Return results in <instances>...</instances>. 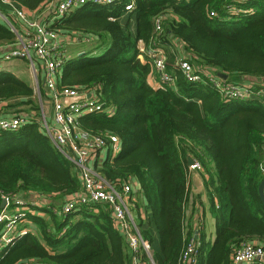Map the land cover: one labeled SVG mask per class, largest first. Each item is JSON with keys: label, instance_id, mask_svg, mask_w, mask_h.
Segmentation results:
<instances>
[{"label": "trees", "instance_id": "trees-1", "mask_svg": "<svg viewBox=\"0 0 264 264\" xmlns=\"http://www.w3.org/2000/svg\"><path fill=\"white\" fill-rule=\"evenodd\" d=\"M11 2L31 12L50 0ZM130 2L134 34L120 21ZM159 16L164 19L162 31L156 34L154 23ZM49 28L60 37H85L93 42L91 51L67 60L57 82L90 91L106 109H113L110 116L107 110L83 116L78 123L93 137L115 135L120 141V152L108 154L95 169L118 190L128 181L136 182L130 194L140 234L150 245L151 228L159 238V251L150 256L142 253V261L230 264L234 247L242 241L264 247V206L258 196L264 177L260 170L264 107L257 102L224 101L209 83L186 82L177 68V55L170 51L177 40L188 53L185 59L195 67L230 78L249 77L258 87L264 79V0H115L111 6L78 8ZM138 43H154L165 52L173 87L149 85L155 71L146 58L140 61ZM5 45L14 47L16 36L0 22V46ZM38 73L42 78L41 69ZM41 85L40 94L47 97ZM33 94L27 82L10 72L0 73V117L24 113L20 107L25 106L34 113V119L17 131L0 132V204L2 196L34 192L62 199L81 191L75 166L42 130L39 107L31 101L7 103ZM189 157L203 170L215 220L212 244L186 217ZM52 209L36 210L44 216L26 213L23 219L30 231L0 251V264L132 263L107 205L85 206L64 216ZM143 210L149 211L146 224ZM196 231L197 253L185 263L182 255Z\"/></svg>", "mask_w": 264, "mask_h": 264}, {"label": "built area", "instance_id": "built-area-1", "mask_svg": "<svg viewBox=\"0 0 264 264\" xmlns=\"http://www.w3.org/2000/svg\"><path fill=\"white\" fill-rule=\"evenodd\" d=\"M114 2L115 0H59L51 19L56 21L72 10L86 5L111 6ZM0 4L7 9L0 10V18L16 36V45L11 49L8 48L0 57V69L3 63L14 59L28 60L31 67H34L36 61L40 63L43 85L53 108L52 122L47 121L42 110L39 113L41 128L59 153L75 166L81 182V191L77 195L66 197L60 210L52 209V212L64 216L85 206L107 205L112 223L125 238L132 255L131 264H148L142 261L141 257L142 253L151 255V246L142 238L133 212L134 198L130 194L133 182L128 181L122 185L121 189H115L100 177L95 169V165L101 163L108 154L116 155L120 152L121 145L118 137L115 135L93 137L79 128V118L104 113L107 110L110 116L113 114V109H106L90 91L59 86L57 82L59 70L69 59L60 36L49 28V24L40 22L15 7L11 0H0ZM124 10L131 12L133 3L126 4ZM210 16L213 17L214 13H210ZM163 19L161 16L155 19L156 34L162 31ZM84 41L88 43L91 39L84 38ZM153 46L154 43L148 46L142 44V47L138 49L141 56L152 64L157 73V85L173 87L175 80L166 70L165 52ZM176 65L186 82L209 83L224 101L257 102L264 106V84L258 87H243L227 79L219 78L212 70L195 67L185 58H177ZM33 119L31 115L25 113H19L10 118L0 117V132L17 131ZM189 168L200 170L199 164L195 161ZM260 170L264 175V162ZM3 200L5 205L0 212V251L29 232L25 228L19 230L21 229L19 225L27 224L23 219L26 215L23 209L28 205H35L24 202L19 197L2 196ZM198 246L199 242L195 237L182 255L185 263L192 261ZM257 261L264 264V247L255 241H242L234 247L230 264H252ZM150 264L153 262L151 261Z\"/></svg>", "mask_w": 264, "mask_h": 264}, {"label": "crops", "instance_id": "crops-1", "mask_svg": "<svg viewBox=\"0 0 264 264\" xmlns=\"http://www.w3.org/2000/svg\"><path fill=\"white\" fill-rule=\"evenodd\" d=\"M58 1L59 0H50V2L48 4H46L45 6L40 5V7H38L37 10L31 11V12H28L25 10L24 12L27 15L34 17L35 19H37L40 22L51 24L52 22H54V20L52 21L51 17H52V14H53L56 6H57ZM2 9L7 10L5 7H3L0 4V10H2ZM75 10L76 9L72 10L66 16H68L69 14L74 12ZM120 21L122 22V24L127 25L129 30L131 31V33L134 34V32H135V15L132 13V11L131 12H125L124 11V13L122 14V16L120 18ZM0 22H2L1 18H0ZM84 38L85 37H75V36L74 37L73 36H63L62 37L61 36L60 40H61V43L63 44L64 47H78V48L87 47L85 50L91 51L93 49L92 47H94L92 45L93 44L92 40L87 43L84 41ZM172 46L173 47L170 48V51L173 52L174 54H176L177 58L187 57V55H188L187 51L184 50L183 46L177 40L172 41ZM0 47H5V46H0ZM141 47H142V43H138V48H141ZM6 51H7V48H2V50L0 51V56L2 54H4ZM88 51H85V52H88ZM82 54H84V53H81L79 55L75 54L74 56L72 55L73 57H69V59L75 60L77 57L81 56ZM93 54H91V55H93ZM139 59L141 62H145L144 58L141 55L139 56ZM18 61H20V60L17 59L14 62L17 63ZM33 66L34 67H32V68L35 71H37V70L39 71V69L42 70L40 63L39 64L34 63ZM2 70H4V72H5L8 69H5L4 66L2 65V67L0 69V73H2L1 72ZM8 72H10L13 75H15L16 77H18L14 72H12V71H8ZM19 79H21V78H19ZM40 80L42 81V78H40ZM227 80L234 82V83H236L240 86H243V87L255 86L254 84L257 83L256 80L250 79L249 77H232V78H230L227 76ZM260 82H261L260 85L261 84L263 85L264 79ZM148 83L153 88L159 87L157 85L158 75L156 72L149 76ZM42 86H43L44 92L46 93V90H45L44 85H43V81H42ZM46 95H47V93H46ZM235 102H238V101H235ZM238 103H250V102H238ZM50 114H51V116L47 117L48 122H52V109L50 110ZM33 116H34V113H31V117H33ZM38 121L40 122V118H38ZM77 176H78V173H77ZM188 184H189V188H190V200H189V204H188L187 209H186L187 220L190 221V224H191L193 229H195V230L198 229L199 232H201L202 234L205 235V240L207 242H209L210 244H212L215 240V220L213 218V215L211 214L209 204H208L207 192H206V188H205L204 182H203V170L191 171V169L189 168ZM132 187H133L132 188L133 190L135 187H137L136 182H133ZM193 197L197 198L195 202H193ZM19 198H21L24 202H28V203L31 202V203L35 204L34 206L28 205L25 207V209H23V211L25 213H31V214H40V212H36L37 209L55 207V209L58 210V208L61 207V205L63 204V201L65 200V198L60 199L58 196H55V195L40 196L34 192L28 193L27 195H24V196H19ZM0 210H2V209L0 208ZM144 210H145V208H144ZM144 210L142 211V213L144 212L142 218L146 224L147 216L149 215V211L147 210V212H145ZM40 215H42V213ZM42 216H44V214ZM23 226H25V229H26V227H28L27 224H20L19 228L23 227ZM31 228L34 231L33 233H35L34 227L31 226ZM27 230L30 231L29 229H27ZM150 231H151L152 239H153L151 242V245H150L151 246V254H152L153 252L159 251V238H158V235L154 229L151 228ZM196 235H198V231H196L195 237H196ZM252 264H261V263H259L257 261V262H254Z\"/></svg>", "mask_w": 264, "mask_h": 264}, {"label": "rangeland", "instance_id": "rangeland-1", "mask_svg": "<svg viewBox=\"0 0 264 264\" xmlns=\"http://www.w3.org/2000/svg\"><path fill=\"white\" fill-rule=\"evenodd\" d=\"M2 48H7V49L10 48L11 49L12 47L5 45V47H0V51L2 50ZM66 48H67L66 49L67 57H73L75 54L79 55L81 53H86L85 51H88V50H85L87 47H81V48L66 47ZM15 60H17V59H14L10 62L3 63L4 68L8 69L5 72H8V71L14 72L19 78H21L23 81L27 82L32 87L34 94H33V96H31L29 98H25V97L24 98H22V97L14 98V99H11L10 101H7V103L9 105H19L21 102L31 101L37 107H39V112H41V110H42V113H44L46 115V117H50L51 116L50 110L53 109L52 103L49 99H47L45 96L40 94L41 83H40V79H39L40 78V76H39L40 74L38 73L39 71L37 70L35 72V70L31 67L30 63L28 62V60L18 59L20 61H18L17 63L14 62ZM1 72H4V70H2ZM30 108H31L30 106H25L23 108L20 107L22 112H24L25 114H28V115H31V112H32L30 110ZM194 170L195 169H191V171H194ZM20 228L23 229L22 227H20Z\"/></svg>", "mask_w": 264, "mask_h": 264}, {"label": "water", "instance_id": "water-1", "mask_svg": "<svg viewBox=\"0 0 264 264\" xmlns=\"http://www.w3.org/2000/svg\"><path fill=\"white\" fill-rule=\"evenodd\" d=\"M217 76L223 80H226L227 79V76L225 74H222V73H217ZM194 164V161L192 160V158H188L187 159V166L190 167ZM258 196L260 198V201L261 203L263 204L264 206V177L263 179L261 180V182L259 183V186H258ZM5 205V201L3 200L1 202V205H0V208L3 209Z\"/></svg>", "mask_w": 264, "mask_h": 264}]
</instances>
